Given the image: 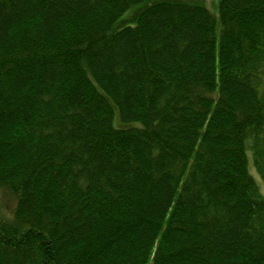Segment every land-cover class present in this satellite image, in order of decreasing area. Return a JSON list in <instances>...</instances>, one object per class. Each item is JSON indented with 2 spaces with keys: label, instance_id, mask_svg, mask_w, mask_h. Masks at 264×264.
<instances>
[{
  "label": "trees",
  "instance_id": "1",
  "mask_svg": "<svg viewBox=\"0 0 264 264\" xmlns=\"http://www.w3.org/2000/svg\"><path fill=\"white\" fill-rule=\"evenodd\" d=\"M260 182L264 0H0V264H264Z\"/></svg>",
  "mask_w": 264,
  "mask_h": 264
},
{
  "label": "rangeland",
  "instance_id": "2",
  "mask_svg": "<svg viewBox=\"0 0 264 264\" xmlns=\"http://www.w3.org/2000/svg\"><path fill=\"white\" fill-rule=\"evenodd\" d=\"M219 2H220V0H205L206 6L212 11V13L215 16H218V5H219ZM117 124L120 125V120L119 119H117V121L115 120V125L118 126ZM260 185H261L262 191L264 193V184H262L260 182Z\"/></svg>",
  "mask_w": 264,
  "mask_h": 264
}]
</instances>
